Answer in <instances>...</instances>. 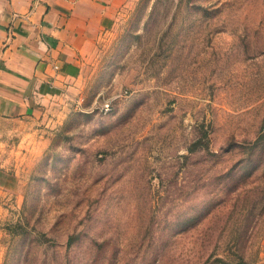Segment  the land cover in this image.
<instances>
[{
	"label": "rangeland",
	"instance_id": "374dc122",
	"mask_svg": "<svg viewBox=\"0 0 264 264\" xmlns=\"http://www.w3.org/2000/svg\"><path fill=\"white\" fill-rule=\"evenodd\" d=\"M95 57L0 120V264H264V0H134Z\"/></svg>",
	"mask_w": 264,
	"mask_h": 264
},
{
	"label": "crops",
	"instance_id": "0c3cea01",
	"mask_svg": "<svg viewBox=\"0 0 264 264\" xmlns=\"http://www.w3.org/2000/svg\"><path fill=\"white\" fill-rule=\"evenodd\" d=\"M133 3L0 0V120L60 125L84 68Z\"/></svg>",
	"mask_w": 264,
	"mask_h": 264
},
{
	"label": "built area",
	"instance_id": "2783aa9c",
	"mask_svg": "<svg viewBox=\"0 0 264 264\" xmlns=\"http://www.w3.org/2000/svg\"><path fill=\"white\" fill-rule=\"evenodd\" d=\"M56 68V65H54ZM98 109L103 112H109L112 110V104L109 101H105L103 103L98 104Z\"/></svg>",
	"mask_w": 264,
	"mask_h": 264
}]
</instances>
